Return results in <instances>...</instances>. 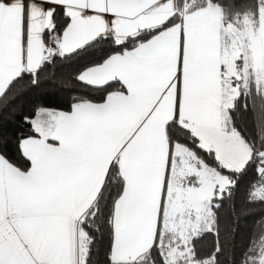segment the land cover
Instances as JSON below:
<instances>
[{"label":"snow or ice","instance_id":"6c2138e0","mask_svg":"<svg viewBox=\"0 0 264 264\" xmlns=\"http://www.w3.org/2000/svg\"><path fill=\"white\" fill-rule=\"evenodd\" d=\"M0 264H264V0H0Z\"/></svg>","mask_w":264,"mask_h":264},{"label":"trees","instance_id":"16d2710c","mask_svg":"<svg viewBox=\"0 0 264 264\" xmlns=\"http://www.w3.org/2000/svg\"><path fill=\"white\" fill-rule=\"evenodd\" d=\"M68 71L70 70H65V72H68ZM60 75L61 73L58 71L57 77L59 78ZM55 83L57 84L60 83V79H57ZM56 94L57 93L55 89L53 88L52 84L42 83L38 89L34 91H29L26 95L21 96V98L17 102L16 109L20 115L27 114V112L30 110L31 106L35 102L45 100V99L54 101L56 98ZM59 94L62 95V93H59ZM239 116H240L239 122H247L250 125V114L249 113L241 112L239 113ZM8 132L9 133L17 132V134H22V133H19L18 130L13 125H9ZM8 148H9V154L18 158L14 140H13V143H11L8 146ZM242 196H243V192L237 194L234 200L225 201L224 206L219 211L220 224H221V229H222V236H221L222 239H223L224 231L229 230L233 225V217H234L233 204H235L236 209L239 210L243 205ZM253 211H259V209L258 208L253 209ZM239 225L240 227L236 235V244L238 246L242 245L245 242L246 234L250 231L252 227V219L251 218L246 219L244 217H241L239 220ZM210 240L211 238H209L208 240L202 241L201 242L202 246L207 247L208 244L210 243Z\"/></svg>","mask_w":264,"mask_h":264}]
</instances>
